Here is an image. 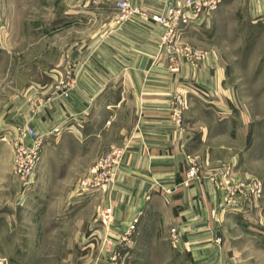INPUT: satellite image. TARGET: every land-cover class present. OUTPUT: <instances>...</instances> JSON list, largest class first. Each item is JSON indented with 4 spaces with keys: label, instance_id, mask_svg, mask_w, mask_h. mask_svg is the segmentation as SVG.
Here are the masks:
<instances>
[{
    "label": "rangeland",
    "instance_id": "rangeland-1",
    "mask_svg": "<svg viewBox=\"0 0 264 264\" xmlns=\"http://www.w3.org/2000/svg\"><path fill=\"white\" fill-rule=\"evenodd\" d=\"M117 1L0 0V264H198L182 251L177 228L165 230L164 214L151 217V230L139 228V217L129 242L121 239L131 216L122 218L110 192L138 152L131 135L145 116L141 98L168 99L162 112L171 124H188L198 135L206 123L213 131L219 120L251 121L249 142L222 130L204 147L198 141L186 155V177L195 164L194 178L207 176L224 197L228 216L216 241L227 250L218 264L229 255L239 264H264V19L249 14L250 0H220L207 17L210 27L185 29L189 55L212 53L228 69L235 110L213 111L201 93L134 94L132 80L115 67L104 78V24L150 22L144 13L168 3L128 0L131 13L104 19V5ZM84 8L91 9L77 13ZM160 47L186 51L162 36ZM85 72L101 92L84 91ZM33 151L35 169L25 176L19 165ZM108 207L112 215L104 218Z\"/></svg>",
    "mask_w": 264,
    "mask_h": 264
},
{
    "label": "crops",
    "instance_id": "crops-1",
    "mask_svg": "<svg viewBox=\"0 0 264 264\" xmlns=\"http://www.w3.org/2000/svg\"><path fill=\"white\" fill-rule=\"evenodd\" d=\"M168 1L133 0L135 3L146 2L155 6H162ZM90 9H80L77 13L84 14ZM116 10L114 5H104V19L112 18ZM248 12L252 17L264 19V0H250ZM205 26H211V18L205 22ZM162 34V27L151 22L105 23L104 57L100 60L104 61V78L108 76L109 68L115 67L117 74L132 80L134 94L169 95L177 91L201 93L209 99V107L213 111L215 108L235 110L232 87L226 84L228 69L221 60L202 50H194L198 52L197 55L170 54L166 48L163 50L160 47ZM174 45L182 46L184 50L191 49L185 31ZM175 57L177 63L173 62ZM93 80V74L85 72L86 87L88 84V90H84L86 93L102 91V86L94 84ZM106 87L104 84V91ZM141 103L144 104L145 116L131 135L139 143L138 152H135L136 148L133 149L135 154L128 165V174L114 185L110 198L120 206L122 218L129 219L133 213H141L140 229L151 230V217L164 214L165 230L167 228L168 231V224L171 228H177L182 251L189 252L194 260H199L196 261L198 264L208 262L210 257H219L215 263H206L218 264L227 248L216 241V227L227 218L228 210L222 208V192L207 176L187 180L186 155L197 146L198 141L202 142L200 146L214 141L221 130L244 143L254 140L251 121H246L247 116L244 115L238 120L228 121L233 125L219 120L212 125L217 128L213 131L210 130L211 125L206 123L198 135V131L190 129L188 124L184 123L183 130L171 124L162 112L166 110L168 99L141 98ZM236 121H239L238 129ZM229 126L232 129H228ZM227 264L239 263L229 255Z\"/></svg>",
    "mask_w": 264,
    "mask_h": 264
},
{
    "label": "built area",
    "instance_id": "built-area-1",
    "mask_svg": "<svg viewBox=\"0 0 264 264\" xmlns=\"http://www.w3.org/2000/svg\"><path fill=\"white\" fill-rule=\"evenodd\" d=\"M220 0H173L168 1L164 7H161L157 10H151V13L148 15L144 13L145 19H149L151 23L159 25L163 29L162 40L165 45L170 43H175L185 29L200 26L206 22L207 17L210 16L211 12L217 7V4ZM116 8L122 10L125 13H131L132 7L128 0H118L116 2ZM140 13L139 10H135ZM142 15V13H140ZM185 54L189 55L188 52L190 49H185ZM191 53V52H190ZM193 54H198V52H193ZM17 153V151H16ZM32 158H29L26 163L20 166V171L25 173L24 175H33L34 164L36 159L35 151L32 152ZM16 156H22V153H18ZM25 168V169H23ZM196 165L193 164L190 166V169L187 171V180L192 179L197 176ZM255 191L260 192L261 184L256 181L254 183ZM252 192L253 189L251 188ZM112 215V207H108L105 210L104 218H108ZM140 213H134L131 215L130 219L127 221V224L124 226L123 231L121 232V239L129 242L131 235L136 230L139 223ZM175 233V228L171 229Z\"/></svg>",
    "mask_w": 264,
    "mask_h": 264
}]
</instances>
